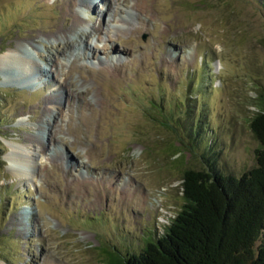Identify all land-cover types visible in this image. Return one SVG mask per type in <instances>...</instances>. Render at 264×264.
Here are the masks:
<instances>
[{"label": "rangeland", "instance_id": "obj_1", "mask_svg": "<svg viewBox=\"0 0 264 264\" xmlns=\"http://www.w3.org/2000/svg\"><path fill=\"white\" fill-rule=\"evenodd\" d=\"M61 1L0 0V56L22 43L53 68L17 82L12 64L9 80L0 72V264H106L105 251H138L164 234L184 203L181 167L205 168L208 145L224 172L256 164L250 120L264 93V0H89L90 9L77 0L80 31L100 26L89 43L59 34L70 19ZM55 93L63 106L47 111L63 132L50 142L39 116ZM33 135H44V149ZM174 137L182 149L167 153ZM14 146L32 150V175L21 174L24 152L18 164L9 158ZM83 177L104 183L76 196ZM126 183L132 191L122 199Z\"/></svg>", "mask_w": 264, "mask_h": 264}, {"label": "trees", "instance_id": "obj_2", "mask_svg": "<svg viewBox=\"0 0 264 264\" xmlns=\"http://www.w3.org/2000/svg\"><path fill=\"white\" fill-rule=\"evenodd\" d=\"M255 98L256 164L238 176L224 172L208 145L205 168L181 167L184 203L164 234L138 251H105L106 264H264V93ZM168 117L161 124L169 128ZM173 139L167 153L182 149Z\"/></svg>", "mask_w": 264, "mask_h": 264}, {"label": "bare ground", "instance_id": "obj_3", "mask_svg": "<svg viewBox=\"0 0 264 264\" xmlns=\"http://www.w3.org/2000/svg\"><path fill=\"white\" fill-rule=\"evenodd\" d=\"M62 7H63V11H62V14L64 17H70V19L68 20V23L65 25V29L63 31H60V35L66 37L68 36L69 33H77L78 35H80L81 37V40L80 41H77L78 43H80L81 41L83 43L87 42L89 43L87 40L89 38V36H91L92 34H95V33H98V31H100V26L99 25H94L93 26V29L91 30L90 34H86L85 31H80L79 29V25L83 22V18L82 16L75 10L76 9V6H77V0H62ZM83 2H85V6H87L89 9L91 8L90 4L89 3V0H83ZM111 1H109V9L112 8L114 10V4L112 5ZM98 6V5H96ZM134 6L135 8H137V6H140L139 8H137L139 11H141L142 14H145L146 17H150L149 15V12L147 9H144L143 5H140L138 3H134ZM133 6V7H134ZM134 9V8H133ZM103 9H100L98 10L100 12V14L103 15L102 11ZM102 11V12H101ZM98 12V13H99ZM108 13H109V10H108V7H107V11H106V15L108 17ZM110 16V14H109ZM152 18V17H151ZM107 18L104 17L103 20L105 21ZM111 18H109L110 20ZM99 21H102V20H99ZM103 23V21H102ZM104 24V23H103ZM102 24V25H103ZM105 25V24H104ZM51 31H57V26L55 25L53 29H51ZM95 32V33H94ZM98 38V37H97ZM112 38V37H111ZM111 38H110V35H109V38L107 41L111 42ZM93 41V40H92ZM75 43H69V48H71ZM94 44V43H93ZM97 44V43H96ZM88 48V46H87ZM99 47L97 46H94V50H97ZM110 48L112 49H116V47H114V45L110 46L108 43H106L104 46H103V49L104 50H109ZM86 49V48H85ZM100 49V48H99ZM66 49L63 50V53L66 54ZM84 51V50H83ZM81 53V52H80ZM80 53H76L74 55V58H72L71 60H73L72 63L73 66H78V60L82 57V55H80ZM39 54V50L37 48V50L34 51L33 50H30V49H27V48H23V45L22 43H19L15 46H13L11 48V50H9L7 53H5L4 55H1L0 56V72L2 73V75H4L5 77V80H9V75L8 73L5 71V67H7L8 65H11L13 67H17L16 69H19L20 73L18 74V77H16L14 80H16L15 82H17V80H23V81H28V80H32V79H40L41 76L44 75V73L47 71H53V68L51 66V68L48 70L46 67H44L41 63H39V61L36 59V55ZM73 55V54H72ZM49 60L52 62L51 65H55L59 68V65H61L60 62H58L57 58H54L52 60V57L49 58ZM159 62L163 63V64H173L172 60L169 58V56H167L166 54H161L160 55V58H159ZM71 64V65H72ZM119 65H121V63H116L115 64V67H117L119 69ZM72 67V66H71ZM45 69V71H44ZM104 70H109V67H104L103 68ZM53 74H51L52 76ZM69 77L67 76V79ZM61 93V92H60ZM49 103H54L56 104V108L57 110H60L61 107L63 106L62 102H61V98L58 94H54V95H49L48 97H46L45 101L43 102V104L41 105V109H42V114L41 116L39 117H42L43 119V125L44 124H47L45 127L41 126V130L44 132V134H47V139L50 141V142H53L55 141L56 139H58L60 137V133H62V128L60 125H58V119H55V113H51L47 111V105ZM70 104V102L68 103ZM86 104H89L87 101H84L83 104H81V116L80 118L82 120H87V115L85 114V109H86ZM69 109V115H70V119L73 118L72 116V110H71V107L69 106L68 107ZM46 113H48V117L46 116ZM52 118H53V121H52ZM68 130H71V131H77L78 128L74 127V126H71L69 125L68 126ZM42 132V134H43ZM34 137H37V140L39 142H41V145L44 149V144L43 143V136L41 138L40 135H33ZM22 151L24 152L23 154V159L24 162H25V165L26 167H24V169L22 168L21 170V174H24V175H32V170L29 169L27 166L33 162L34 158L32 156V150H29L27 149L26 147H21V146H14L13 147V150L11 152V154L9 155V158L14 162V163H20V156L18 155V151ZM17 151V152H16ZM32 165V164H31ZM17 171V170H16ZM27 176V177H28ZM101 183L103 184L104 182L101 181V180H98V181H92L91 179H88L87 178H79L78 182H77V188L74 190L75 191V194L76 196L77 195H82L83 191H84V188L86 186H95L97 188L100 187ZM119 182H116L113 181V182H110L109 185L107 186V188H102L104 190V192L107 194L108 193V190L110 191H113L117 185H118ZM129 184L126 183L124 185L121 186V190L123 191V196H122V199H126L129 195V192L131 193V189L129 188ZM74 194V195H75ZM98 195H100V192L98 191ZM128 201V200H127Z\"/></svg>", "mask_w": 264, "mask_h": 264}]
</instances>
